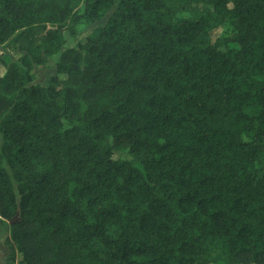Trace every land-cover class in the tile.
Returning a JSON list of instances; mask_svg holds the SVG:
<instances>
[{"label": "trees", "instance_id": "1", "mask_svg": "<svg viewBox=\"0 0 264 264\" xmlns=\"http://www.w3.org/2000/svg\"><path fill=\"white\" fill-rule=\"evenodd\" d=\"M114 7L0 0V46L26 53L0 55L5 264H264V0ZM225 23L235 36L213 43Z\"/></svg>", "mask_w": 264, "mask_h": 264}, {"label": "rangeland", "instance_id": "2", "mask_svg": "<svg viewBox=\"0 0 264 264\" xmlns=\"http://www.w3.org/2000/svg\"><path fill=\"white\" fill-rule=\"evenodd\" d=\"M115 3V7L112 11L116 8L117 3L119 0H113ZM173 3H176L177 0H170ZM211 9L209 5L200 4V5H193L190 7V10L187 12H178L174 20L177 21L182 18H190L192 13L197 10H206ZM82 13L84 11L83 6L79 9ZM112 11L102 20L92 24H81L78 26V34L76 37H72L69 33H66L67 44L64 47L66 48H77L78 44L84 42L86 38L97 28L103 27L107 24L110 16L112 15ZM235 36V31L233 30L232 26L229 23H225L219 28L213 30L211 32L212 42L215 43L216 40L219 38H233ZM228 47H238V44L235 42H230ZM221 50L225 51L227 46L220 47ZM26 53L23 52L18 48V45L10 41L5 46H0V55L2 56L3 60L9 65L11 63H18L22 65L21 59ZM56 58L48 59L47 64L44 66L34 65L33 74L35 76V80L33 84H40V85H48L50 78L55 75L56 73ZM0 64V69H1ZM64 78V77H62ZM248 140L247 137H245ZM113 156L116 159L120 160H128L131 161L135 166L141 167V160L139 158L133 157L128 151H113ZM18 220V216L14 219ZM12 221H7L4 226L0 227V264H5L6 259L10 255V248L7 245V241L10 238V224ZM22 259V255L19 253L17 257V261ZM18 264V263H17Z\"/></svg>", "mask_w": 264, "mask_h": 264}]
</instances>
